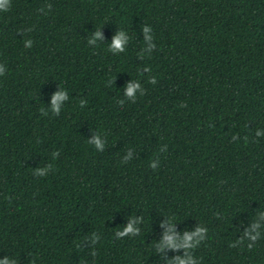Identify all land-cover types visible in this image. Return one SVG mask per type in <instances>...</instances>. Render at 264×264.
Wrapping results in <instances>:
<instances>
[{
    "label": "trees",
    "instance_id": "16d2710c",
    "mask_svg": "<svg viewBox=\"0 0 264 264\" xmlns=\"http://www.w3.org/2000/svg\"><path fill=\"white\" fill-rule=\"evenodd\" d=\"M5 7L0 261L264 264V0Z\"/></svg>",
    "mask_w": 264,
    "mask_h": 264
},
{
    "label": "clouds",
    "instance_id": "9594fccd",
    "mask_svg": "<svg viewBox=\"0 0 264 264\" xmlns=\"http://www.w3.org/2000/svg\"><path fill=\"white\" fill-rule=\"evenodd\" d=\"M7 4H8V0H0V9L7 10L6 7H5ZM147 31H148V29L145 28V32H147ZM97 35H99V33H97ZM122 38H123V34H121V36H118L115 39V41H114V43L112 45L113 49L123 51ZM128 94L129 95L132 94V87H131V85L129 86ZM62 98H63V94L62 93H58L57 96L54 98V101H53L54 105L56 104V101H58L59 99H62ZM81 103H83V102H81ZM96 144H97V146L100 145L99 140L96 141ZM131 230H132L131 227H129V229H127L126 231H131ZM123 234L124 233H122L121 235H123ZM255 239H256V237H253V240H255ZM251 247H252V245H249V248L250 249H251ZM0 264H8L7 259H5L4 261H0ZM181 264H185V262L184 261H181Z\"/></svg>",
    "mask_w": 264,
    "mask_h": 264
}]
</instances>
